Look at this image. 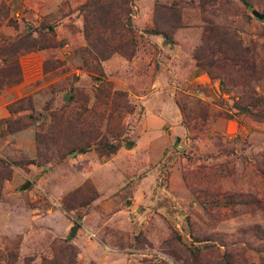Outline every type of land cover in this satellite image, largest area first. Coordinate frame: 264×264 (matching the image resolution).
I'll use <instances>...</instances> for the list:
<instances>
[{"label": "rangeland", "instance_id": "1", "mask_svg": "<svg viewBox=\"0 0 264 264\" xmlns=\"http://www.w3.org/2000/svg\"><path fill=\"white\" fill-rule=\"evenodd\" d=\"M124 1L0 0V264H264V0Z\"/></svg>", "mask_w": 264, "mask_h": 264}, {"label": "trees", "instance_id": "2", "mask_svg": "<svg viewBox=\"0 0 264 264\" xmlns=\"http://www.w3.org/2000/svg\"><path fill=\"white\" fill-rule=\"evenodd\" d=\"M124 1V0H122ZM127 1L125 0L123 5L121 6L126 8L127 7ZM123 12V10H122ZM126 27L128 28H132L130 25V23L128 24L127 21L125 23ZM52 30H54V28H52ZM149 34H155V35H162V33L157 32V31H146ZM164 36V34H163ZM166 39L165 40H169L171 41V39L167 36H164ZM107 43H109V45L111 47H116V39H112L110 41H108ZM132 57V56H131ZM200 66V65H199ZM201 67V66H200ZM111 85H107L108 88L103 89V92H108L107 98L104 97V103L103 106L105 107H111L114 106V104H118V107H121L123 105V95H121L119 92H116L113 90L112 87H110ZM15 104H11L8 108L11 111V113H15L13 111ZM71 106V105H70ZM85 108V107H84ZM23 110V109H22ZM86 111H88L89 113L91 111H93V109H90L89 107H86L85 109ZM116 112L117 109H116ZM80 121L79 116L75 115V114H69L67 115V112H61V113H57L55 114V117L53 118V122H55V126H51V128L49 129L50 134L49 135H54V137L49 140L46 138H44L42 144L48 143L46 145V150H49L51 147L49 146V143H54L56 142V144H59V142L63 143L62 149L64 152H66L65 156H68L70 154H74V153H80V154H86L87 152H89V150L91 149V142L94 138L95 132L93 133V126L90 127L89 125L85 124L86 121H84V123H82V125H80V127L77 126V123ZM110 121V120H109ZM80 124V123H78ZM8 127H10L11 129H13V123H8ZM57 131V132H56ZM42 141V140H40ZM58 141V142H57ZM95 141V142H94ZM93 142L95 143V147L97 148L98 153L102 156H110V155H114L116 154L121 148L122 146L119 143H113V142H105L103 137L102 138H97L95 139ZM130 146H134L133 143H130ZM41 149L38 148V152H40ZM87 190L90 191L89 194L91 195H95L94 194V189L92 187H89ZM88 194V197L90 196ZM94 198V196H92V199ZM93 201V200H91ZM86 203V205H89L90 202ZM83 217L80 216L78 217V219H76L74 221V225L71 228L68 236H67V240L69 242H72L78 235L80 229H81V221H82Z\"/></svg>", "mask_w": 264, "mask_h": 264}, {"label": "water", "instance_id": "3", "mask_svg": "<svg viewBox=\"0 0 264 264\" xmlns=\"http://www.w3.org/2000/svg\"><path fill=\"white\" fill-rule=\"evenodd\" d=\"M252 14L258 19V20H261L263 21L264 20V14L263 13H260L259 11L257 10H253L252 11ZM79 154V153H78ZM32 186L31 183H27L25 186L22 187V191H26L28 190L30 187Z\"/></svg>", "mask_w": 264, "mask_h": 264}]
</instances>
